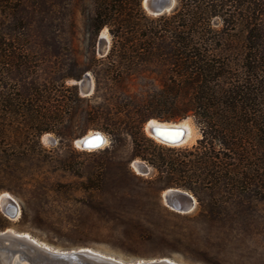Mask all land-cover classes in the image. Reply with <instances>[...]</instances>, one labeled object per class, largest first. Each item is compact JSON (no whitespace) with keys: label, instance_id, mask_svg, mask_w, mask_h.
Masks as SVG:
<instances>
[{"label":"trees","instance_id":"1","mask_svg":"<svg viewBox=\"0 0 264 264\" xmlns=\"http://www.w3.org/2000/svg\"><path fill=\"white\" fill-rule=\"evenodd\" d=\"M57 1L0 0V168L17 169L28 157L24 139L41 150V136L61 132L64 115L80 110L76 86L39 78L61 49ZM91 1L89 36L95 42L107 28L112 42L85 67L95 78L93 98L129 104L87 102L81 133L93 127L135 142L149 119L192 113L202 133L196 146L165 156L137 145L135 157L158 170L164 188L192 192L204 216L264 200V0H177L159 17L147 15L142 0ZM25 75L35 78L27 83ZM55 96L71 102H51ZM72 125L66 133L74 135Z\"/></svg>","mask_w":264,"mask_h":264},{"label":"rangeland","instance_id":"2","mask_svg":"<svg viewBox=\"0 0 264 264\" xmlns=\"http://www.w3.org/2000/svg\"><path fill=\"white\" fill-rule=\"evenodd\" d=\"M52 8L58 11L52 24L57 26L54 40L61 49L46 58L51 69L41 71L39 78L49 82L65 78L66 86H76L80 99L74 102L80 110L73 117L70 113L64 115L61 132L41 136V150L33 141L24 139L21 151L28 152V157L17 169L11 170L6 164L0 168V184L4 188L0 198L8 194L19 207L18 216L10 219L0 203L5 230L30 234L57 250L89 248L126 263L169 258L181 264H264V200L247 198L243 211L204 216L192 192L175 188L190 193L196 200L190 213H177L164 203L163 194L168 188L162 186L158 170L147 160L135 157L137 145L150 154L165 156L170 155L169 150L196 146L202 133L192 113L169 121L178 123L190 118L196 127L199 138L182 147L165 146L146 133V123L156 118L144 124L143 134L135 142L129 137L116 142L114 137L93 127L81 133L86 123L82 111L87 102L101 105L129 102L93 98L95 78L92 72L84 71L85 67L93 57L97 61L103 58L99 54L100 35L106 46L111 48L112 42L108 31V44L102 37L104 30L95 42L88 34L92 1L58 0ZM75 75H80V79L71 77ZM24 77L27 83L35 78ZM84 78L90 81L85 83L90 93L81 90L79 81ZM54 95L59 94L53 92ZM57 97H52L51 102H71ZM18 120L21 122L24 117L19 115ZM71 124L74 135L72 131L66 133ZM90 132L103 133L106 145L94 152L76 145ZM135 162L145 164L149 172L137 173L133 168Z\"/></svg>","mask_w":264,"mask_h":264},{"label":"water","instance_id":"3","mask_svg":"<svg viewBox=\"0 0 264 264\" xmlns=\"http://www.w3.org/2000/svg\"><path fill=\"white\" fill-rule=\"evenodd\" d=\"M176 6L177 0H142V7L144 11L147 13V15L152 17H159L166 14H170L174 11ZM109 50L110 45L106 46L105 41L101 38L100 35L99 54L102 57H105L108 54ZM86 82L90 84L89 79L84 78L83 80L79 81V85L81 87L82 92L90 93L89 88L85 89ZM150 121L146 123L145 131L151 138H153L156 132L154 127L148 128V124ZM158 122L164 123L166 121ZM170 131L178 133L180 132L178 129H173ZM83 138L84 137L79 139L76 142V145H78L79 147H83L81 149L87 151V149H84V144L82 142ZM182 138L183 137H181L179 140L174 141V143H171L164 139L162 140H164L168 144H178L182 140ZM143 165L144 168L141 173L146 174L149 172V168L145 164ZM163 200L167 207L171 208L177 213L182 214L190 213L196 205V200L190 193L175 188L168 189L166 191V194L163 196ZM7 201L9 203L8 205L10 208L2 207V211L8 218L15 219L16 214H11L9 212V209H11L12 207L16 208L17 204L11 197H9ZM2 252H5L10 256H12V254L14 255L15 253L19 254L18 259L15 261V264H18L19 262L23 263L24 258H27L28 256V261H25V263L27 264H179L169 258H161L158 260L146 261L142 263H123L110 257L100 256L99 254L91 252L90 250L80 249L76 251L58 252L52 248L37 243L29 236L23 235L22 233L10 231L8 229L0 231V256ZM30 252H33L35 255L30 257Z\"/></svg>","mask_w":264,"mask_h":264},{"label":"bare ground","instance_id":"4","mask_svg":"<svg viewBox=\"0 0 264 264\" xmlns=\"http://www.w3.org/2000/svg\"><path fill=\"white\" fill-rule=\"evenodd\" d=\"M107 31H108L107 29H104V31L102 32V35H103L102 37L105 40H107L106 42L108 44V42L110 40V37H109V34H108ZM150 127H154L155 128L156 134H155V136L153 138L157 142H159L160 144H163L165 146L172 147V148L182 147V146L188 145V144L191 145V144L195 143L196 140L200 136L197 133L196 127L194 126V124H193V122H192V120L190 118H187V119H185V120H183L181 122H178V123H173V122H164V123H162V122H158L156 120H151L149 122V124H148V128H150ZM173 129L174 130L178 129L180 132L178 133V132L170 131V130H173ZM152 135H154V134H152ZM97 137L102 138L103 142L100 143L96 139ZM181 137H183V138L178 144H170V143L168 144L167 142L164 141V140H166V141H169L171 143H174V141L179 140ZM162 139H164V140H162ZM82 142L84 144V149H87L88 152H94L95 150L97 151V150L103 148L106 145L107 138L101 132H90L87 136H85L83 138ZM80 148H83V147H80ZM133 168H134V170L137 173L140 174L141 171L144 168V165L142 163L135 162L133 164ZM165 194H166V192H165ZM165 194H163V195H165ZM9 197H10V195L6 194V195H3L0 198V203L3 205V207L10 208L9 205H8L9 203L7 201V199ZM12 208L9 209V212L11 214H16V217H17L18 214H19L18 206H16V208H14V207H12ZM8 230L16 232V231L11 230V229H8ZM22 234L31 237L33 240H35L39 244L45 245L46 247H49V248H52V247L48 246L47 244L40 242L39 240H37L36 238L31 236L30 234H27V233H22ZM52 249H54V248H52ZM54 250H56L58 252H66V251H61V250H57V249H54ZM80 250H90L91 252L99 254L100 256L110 257V258L116 259L114 257L107 256V255H104V254H102L100 252H97V251H95L93 249L83 248V249H80ZM33 255H35V254L33 252L32 253L30 252V257H32ZM12 256H10L9 254H7L5 252H2V254L0 256V264H15V261L18 259L19 254L15 253L14 255L12 254ZM27 258H24L23 262L28 261ZM166 259H168V258H166ZM116 260L125 263L122 260H119V259H116ZM172 261H174V260H172ZM142 262H146V261H140L138 263H142ZM174 262H176V261H174ZM176 263H178V262H176ZM179 264H181V263H179Z\"/></svg>","mask_w":264,"mask_h":264},{"label":"snow or ice","instance_id":"5","mask_svg":"<svg viewBox=\"0 0 264 264\" xmlns=\"http://www.w3.org/2000/svg\"><path fill=\"white\" fill-rule=\"evenodd\" d=\"M96 139H97L100 143L103 142V141H102V138L97 137Z\"/></svg>","mask_w":264,"mask_h":264}]
</instances>
